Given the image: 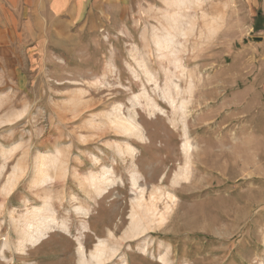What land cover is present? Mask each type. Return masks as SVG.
<instances>
[{
    "label": "rangeland",
    "instance_id": "obj_1",
    "mask_svg": "<svg viewBox=\"0 0 264 264\" xmlns=\"http://www.w3.org/2000/svg\"><path fill=\"white\" fill-rule=\"evenodd\" d=\"M257 11L126 0L70 47L0 45V264H264Z\"/></svg>",
    "mask_w": 264,
    "mask_h": 264
},
{
    "label": "crops",
    "instance_id": "obj_2",
    "mask_svg": "<svg viewBox=\"0 0 264 264\" xmlns=\"http://www.w3.org/2000/svg\"><path fill=\"white\" fill-rule=\"evenodd\" d=\"M126 0H0V45L30 38L32 45L70 47L77 31L97 28L121 16ZM264 25V0H257Z\"/></svg>",
    "mask_w": 264,
    "mask_h": 264
},
{
    "label": "bare ground",
    "instance_id": "obj_3",
    "mask_svg": "<svg viewBox=\"0 0 264 264\" xmlns=\"http://www.w3.org/2000/svg\"><path fill=\"white\" fill-rule=\"evenodd\" d=\"M184 150L186 152L189 151L190 148V144H184L183 146ZM97 179V178H96ZM106 181L108 182V180L106 179ZM105 182V181H104ZM111 182V181H110ZM101 185V184H100ZM153 202V201H152ZM151 202V204H152ZM153 206V205H152ZM156 206V205H155ZM153 208V207H152ZM150 210V209H148ZM141 216V215H140ZM164 218V217H163ZM162 218V219H163ZM132 233V232H131ZM45 237V232L44 231H40L39 233H36L34 235H31L30 238H28V242L30 241L31 244L37 243L39 241H41L43 238ZM93 251V250H92ZM107 253L105 252V246L103 245V243H99L96 248L95 251L93 253H91V259L93 263H101L104 260H106L107 258ZM86 263V262H85ZM84 263V264H85Z\"/></svg>",
    "mask_w": 264,
    "mask_h": 264
}]
</instances>
